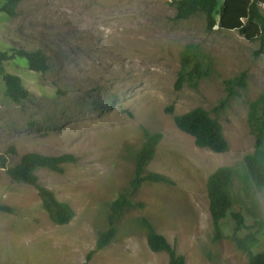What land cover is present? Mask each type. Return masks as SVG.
Returning a JSON list of instances; mask_svg holds the SVG:
<instances>
[{
	"label": "rangeland",
	"instance_id": "1",
	"mask_svg": "<svg viewBox=\"0 0 264 264\" xmlns=\"http://www.w3.org/2000/svg\"><path fill=\"white\" fill-rule=\"evenodd\" d=\"M173 1L22 0L15 17L0 12V52L41 50L50 64L46 74L31 71L21 57L0 64V155L15 148L10 167L28 153L78 160L63 174L36 173L74 211L64 226L53 222L36 188L0 168V203L14 209L0 213V264H169L166 253L150 250L143 219L187 264L247 262L231 239L215 240L207 183L220 167L245 171L244 158L255 151L251 122L253 104L264 97V54L257 55L260 42L237 31H208L203 14L176 20ZM188 50L203 75L176 91ZM1 68L21 78L29 100L7 97ZM196 108L221 123L226 153L198 148L176 127V116ZM144 129L163 136L146 173L174 184L143 183L131 201L144 207L126 209L115 239L88 261L109 228L112 203L135 176ZM254 196L264 218V193ZM250 246L264 251V231Z\"/></svg>",
	"mask_w": 264,
	"mask_h": 264
},
{
	"label": "trees",
	"instance_id": "2",
	"mask_svg": "<svg viewBox=\"0 0 264 264\" xmlns=\"http://www.w3.org/2000/svg\"><path fill=\"white\" fill-rule=\"evenodd\" d=\"M0 12L9 17L17 15V7L22 0H4ZM176 20H189L200 14L206 18L208 31H213L217 26L227 31H237L249 42H260L261 47L257 55L264 54V14L260 6L264 0H175ZM219 16L217 20L216 16ZM21 57L27 60L29 69L33 72L46 74L50 70L49 58L41 50L28 52L23 49H12L10 52H0V64ZM2 78L6 87V95L14 103L20 104L30 99V92L23 86L22 80L16 75L9 74L1 68ZM203 75L202 66L197 57L186 51L182 56V69L175 84V90L180 91L185 85H195L196 80ZM242 81V80H240ZM232 85L233 82H229ZM232 93L230 92V95ZM226 102L215 109H223ZM254 114L252 126L258 131L256 136L255 151L245 156V171L231 166L218 168L208 179L209 211L215 227V240L231 239L237 248L247 256L245 264H264V251L255 254L250 243L264 231V218L260 211L254 191L264 193V97L253 104ZM176 127L183 133L191 136L200 149H209L218 154L226 153L229 143L224 134L223 127L218 119L211 113L196 108L188 113L175 117ZM163 136L160 133L152 134L144 129V143L136 155L135 176L128 190L124 191L111 205L109 228L102 232L96 243L92 256L107 246L115 239L116 224L124 211L144 204H135L131 201L143 183L174 184L172 180L156 173H146L148 164L154 160L157 148ZM10 155L16 156L15 148L8 153L0 155V168L4 169L9 178L16 182L30 185L38 191L45 201L47 211L53 222L64 226L74 218V211L59 202L55 195L39 184L37 171L47 169L63 174L64 167L75 164L78 160L75 155L64 154L61 156H44L38 153L25 154L20 163L9 166ZM0 213L13 214L14 209L0 203ZM147 230V243L154 253H166L169 264H187L186 257L177 253L174 246L163 235L159 234L147 220H142Z\"/></svg>",
	"mask_w": 264,
	"mask_h": 264
}]
</instances>
